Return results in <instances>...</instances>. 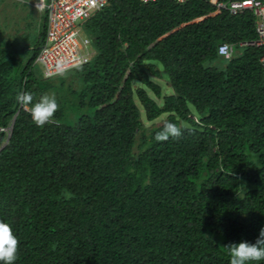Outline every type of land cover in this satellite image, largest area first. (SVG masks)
Instances as JSON below:
<instances>
[{
	"label": "trees",
	"instance_id": "trees-1",
	"mask_svg": "<svg viewBox=\"0 0 264 264\" xmlns=\"http://www.w3.org/2000/svg\"><path fill=\"white\" fill-rule=\"evenodd\" d=\"M233 1L109 0L80 26L91 60L52 78L36 69L46 12L28 60L0 33V221L20 241L14 264H230L222 246L256 242L264 48L242 45L259 40L258 17L218 6ZM20 92L55 96L54 122L38 127ZM166 122L181 138L155 139Z\"/></svg>",
	"mask_w": 264,
	"mask_h": 264
},
{
	"label": "built area",
	"instance_id": "built-area-1",
	"mask_svg": "<svg viewBox=\"0 0 264 264\" xmlns=\"http://www.w3.org/2000/svg\"><path fill=\"white\" fill-rule=\"evenodd\" d=\"M108 1L36 0L38 8L47 13L48 19L46 44L42 47L37 58V62L43 67L46 78L59 75L57 73L61 67L67 71L91 60L94 52L88 50L89 39L81 38L80 26L82 22L92 17L95 12L104 9ZM143 1L147 2L150 0ZM175 1L183 4L189 0ZM218 6L228 8L232 14L241 13L246 9L252 10L258 17L256 33L259 36V40L255 43H244L242 45H257L264 48V0L233 1L228 5L218 4ZM228 45L234 48L233 45ZM261 63L264 71V55L261 58ZM0 131L10 134L11 128H1Z\"/></svg>",
	"mask_w": 264,
	"mask_h": 264
},
{
	"label": "clouds",
	"instance_id": "clouds-1",
	"mask_svg": "<svg viewBox=\"0 0 264 264\" xmlns=\"http://www.w3.org/2000/svg\"><path fill=\"white\" fill-rule=\"evenodd\" d=\"M234 54V48L228 44L222 45L218 49V56L224 60L230 61ZM207 67V65H205ZM65 70L60 68L57 74L64 75ZM18 104L24 109L30 111L33 122L38 127L54 122V115L59 105L55 96L47 94L41 96L39 100L33 103L34 97L31 93L20 92L16 96ZM182 136V129L172 122H166L161 131L157 132L155 139L157 141H167L170 138L179 139ZM65 198H71V193H63ZM20 241L14 233L10 224L0 221V262L3 264H14L18 259V249ZM230 255V264H249L253 261L264 260V228L260 230L259 237L255 243L240 242L230 243L222 246Z\"/></svg>",
	"mask_w": 264,
	"mask_h": 264
},
{
	"label": "rangeland",
	"instance_id": "rangeland-1",
	"mask_svg": "<svg viewBox=\"0 0 264 264\" xmlns=\"http://www.w3.org/2000/svg\"><path fill=\"white\" fill-rule=\"evenodd\" d=\"M43 21L44 12L38 8L36 0H0V33L7 42L17 38V51L27 53L26 60L42 31ZM80 35L83 38L87 34ZM36 69L41 72L42 66L37 65ZM163 87L170 93L166 83Z\"/></svg>",
	"mask_w": 264,
	"mask_h": 264
}]
</instances>
